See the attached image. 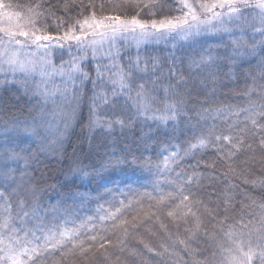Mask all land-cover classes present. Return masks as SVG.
<instances>
[{
	"label": "trees",
	"instance_id": "obj_1",
	"mask_svg": "<svg viewBox=\"0 0 264 264\" xmlns=\"http://www.w3.org/2000/svg\"><path fill=\"white\" fill-rule=\"evenodd\" d=\"M90 2L96 6L97 18L120 16L128 20L136 16L150 24L152 20L159 22L182 15L180 0H0L11 5L5 11L20 13L17 18L27 22L26 30L54 37L62 36L72 26L79 34L81 29L76 21L82 22L90 16V10L82 6ZM250 3L255 5L257 1L250 0ZM37 4L42 7L37 9ZM241 11L243 16L226 20L230 33L201 32L185 40L177 32L161 36V30L149 28L151 38L134 42L140 29L135 33L120 32L116 35L119 39L116 54L110 59L108 55L94 54L87 49L94 46L86 39L79 44L62 40L59 42L62 47L55 40L41 41L50 45L44 49L48 54L46 59L55 63L63 51L68 52V59L79 62L88 77L84 79L78 74L75 84L69 82L67 86L56 83L54 96L50 84L39 80L42 67L39 62L28 75L0 73V191L7 196L14 190L25 210L36 205L40 209L37 213L40 221L46 224L54 217L56 223H61L59 212L71 209L75 223L68 227L76 226L86 217L103 216L110 207H119L120 201L130 205L124 216L136 225V230L129 228L123 250L118 241L123 234L112 228L111 221L95 220L97 231L90 233L103 234L112 240L115 247L106 246L112 264L117 257L120 264H224L228 256L225 249L231 245L224 232L216 227L217 221L223 219V215L217 216V210L224 207L219 197L223 193L231 197L227 201L229 219L223 226L224 231L241 217L245 223H255L264 205V153L253 144L255 151L240 160H227L213 147L193 145L198 144L202 130L209 126L214 125L218 134L225 135L229 134L230 123L240 128L245 126V113L241 112L238 118L217 116V109L222 113L224 110L236 112L253 104H264V37L255 30L261 27L259 9L242 8ZM36 12L42 15L37 16ZM9 26L14 24L2 18L0 37L4 35L2 29ZM24 46L28 59L39 61L44 57L38 55L34 44L29 42ZM208 50L216 58L213 65L204 67L194 63ZM5 59L0 53V64ZM137 61L139 68L134 67ZM121 72L131 77L129 84L138 80L149 90L152 111L146 116H137L134 107L126 108L131 120L123 127L112 123L109 128L114 118L103 97L107 94L112 99L116 88L113 81ZM181 75L187 80V85L178 89L185 106L175 121L162 123L153 116L164 114L165 105L174 102L163 89L169 87L170 80L175 84ZM8 76L12 81L7 80ZM146 81L154 82L156 90ZM201 113L205 114L204 118ZM247 124L250 129L251 123ZM180 173L184 179L193 178L198 187L191 190L197 192L198 198L216 216L213 220L200 208L199 230L194 228L191 217L188 223L164 215L157 221L141 211H155L150 209L153 201L143 196L144 193L156 196L158 192H174L172 182ZM9 199L14 201L15 215L20 211L15 203L17 197L9 196ZM38 222L21 215L15 225L21 230V236L31 230L40 237L41 232L34 228ZM103 252L90 254L86 264H106ZM73 259L69 257L61 264H70ZM60 260L57 251L45 264ZM75 260L76 264H82L79 258Z\"/></svg>",
	"mask_w": 264,
	"mask_h": 264
},
{
	"label": "snow or ice",
	"instance_id": "obj_2",
	"mask_svg": "<svg viewBox=\"0 0 264 264\" xmlns=\"http://www.w3.org/2000/svg\"><path fill=\"white\" fill-rule=\"evenodd\" d=\"M180 5L182 15L171 19L166 18L159 22L152 20L149 24L141 21L136 16L128 20L120 16L97 18L94 10L96 6L90 2L87 5H82L90 10V16L85 17L82 22L76 21V25L81 29L79 34H76L75 26H72L69 31L64 32L60 37L45 33L37 34V31L25 30L23 25L17 23L14 26L2 29L4 35L0 37V53L6 57L3 63L8 65V69L12 73L17 71L30 73L35 70L38 62L41 65L51 66V61L45 58L48 55L47 51H45V57H40L39 61L21 59L17 46L23 47L29 42L34 44L37 50L41 48L47 50L50 45L47 43L42 44L41 41L51 42L55 40L57 46L62 47L63 45L59 43L62 40L76 41L79 44L90 33L94 37L99 36L100 40H103L109 36L114 38L123 31L135 33L137 28L140 29L142 38L149 35L148 29L151 28L153 30H161L159 31L161 36L166 33L177 32L181 39L187 40L201 32L223 31L230 33V29L225 26L226 20L233 21L238 19L243 16L242 8L253 7L259 9L258 22L261 25L259 29L255 30L264 37V0H257L255 5H252L250 0H197L196 3H193L192 0H180ZM10 7L11 5L0 3V15L9 21L13 17L20 16V13L5 11L6 8ZM35 7L38 9L42 5L37 4ZM64 7L67 8L68 4H65ZM29 11L31 12L33 9L30 8ZM36 15L40 16L42 13L36 12ZM29 23H32V21L29 20ZM18 37H23L24 39L21 40ZM96 43H98L97 40H92L90 46ZM215 62L216 58L212 55L211 50H208L205 55H201L199 61H194V63L204 67H210ZM139 63V61L135 62L134 67L139 68ZM0 70H3L2 64H0ZM53 71L67 75L70 83L73 74H79L84 79L88 77V74L82 71L80 63L76 61L72 62L68 73H64L63 68L55 69L53 67ZM172 75L175 76V73ZM129 79H131L130 76H126L123 72L119 73L117 79L113 81L116 88L112 91V99L109 100L107 94L103 97L107 106L112 109L111 115L114 118L109 123V128H111L112 123L123 127L126 121L131 120L132 117L125 112L126 108L134 107V114L137 116H146L149 111H152L148 103L151 98L149 90L145 88L144 84L139 83L138 80H132L131 84H129ZM145 83H149L150 87L156 90L154 82L146 81ZM186 85L187 80L182 75L179 76L175 84L171 83L170 80L169 87L163 89V92L173 98L174 102L166 104L164 114L159 117L154 115V119H159L162 123H167L170 119L176 120V117L185 106V101L178 89L184 88ZM133 92H135V96L132 95ZM241 112L245 113V126L243 128L230 123L227 129L229 134L225 135L223 132L218 134L214 125L209 126L206 130H202L198 138V144L193 145V147H213L227 160H240L242 156L255 151L253 144L256 145V148L261 153H264V104H253L250 108H243L236 112L224 110L222 113L221 110L217 109L216 115L224 114L238 118ZM200 116L204 118L205 114L201 113ZM119 117H123V119ZM247 122L251 123L250 129ZM225 145H227V148H225ZM12 158H16L15 153H12ZM84 174L87 175V173ZM183 176V173L177 174L176 181L172 182L175 188L174 192H158L156 196L144 193L143 196H147L149 200L153 201L150 209L155 208V211L145 212L143 209L141 211L145 216L150 215L157 221H159L161 215H164L167 218L188 223V219L191 217L194 228L199 230L201 218L197 212L200 208H204L211 219L216 220V216H213V210L208 209L198 198L197 192L191 190L193 187H198V185L193 183V178L184 179ZM196 179L199 180L200 177L197 176ZM9 196L17 197L15 203L20 211L15 215L12 208L14 201L9 199ZM230 199L231 197L226 193L221 194L219 200L224 204V207L222 210H217V216L223 215V219L217 221L216 227L224 232V236L231 245L230 248L225 249L228 256L224 264H254V262L255 264H264V205H261L262 213L255 223L252 221L245 223L243 217H241L235 224L229 225L227 231H224L223 226L229 219L227 213L230 205L227 201ZM0 202H2L0 203V209L3 210L0 212V264H45V261L49 257H54L57 251L61 260L55 261V264H61V261H65L69 257L74 258L70 264H76L75 258H79L82 264H86L91 258L90 254H94L95 251L99 250H104L102 256L106 264H112L106 246L115 247V245L106 235L90 234L97 231L94 221L98 220L101 223L111 221L112 228L123 234L122 237H118L120 250H123L124 238L127 237L129 228L133 231L136 230V225L128 221L124 216L125 209L130 205H125L123 201L119 202V207L112 206L107 209L103 216L86 217L74 227L67 226L70 223H75L71 209H64L62 212L54 210L59 212L62 222L56 223V218L54 217L52 222L46 224L40 221V217L37 214L40 209L36 205H32L25 210L23 202L18 199V194L14 190L7 196L5 192L0 191ZM193 208H196L197 211H193ZM217 208L219 209V204ZM101 210L104 211L103 209ZM21 215L25 219L32 217L39 221L34 225V228L36 231L41 232L42 235L40 237H37L35 232L31 230L26 231L23 236L19 235L21 230L16 227L15 220ZM136 219V217H133V220ZM160 226L165 227L163 223ZM103 231L107 230L104 229ZM41 239L43 242H38ZM149 251H152V249H149ZM159 254L157 253V255ZM114 264H120L119 257L116 258ZM196 264H200V262H196Z\"/></svg>",
	"mask_w": 264,
	"mask_h": 264
},
{
	"label": "rangeland",
	"instance_id": "obj_3",
	"mask_svg": "<svg viewBox=\"0 0 264 264\" xmlns=\"http://www.w3.org/2000/svg\"><path fill=\"white\" fill-rule=\"evenodd\" d=\"M195 1H197V0H195ZM194 3H196V2H194ZM2 18L3 19H6L4 16H0V22L2 21ZM11 22L14 25H16L17 23L23 25L24 26V29L26 30V24H27V22L25 23L24 21L19 20L17 17L13 18L11 20ZM149 38H151V35H148L147 37L142 38L140 36V34H137L135 36V38L133 39V41L134 42L135 41L144 42V41L148 40ZM86 40H89V43L92 40H97L98 43H96L95 45H92V47L94 46V49H91V48H87V49H89L90 51H92L94 54H100V53H102L104 56L108 55V58L109 59L112 58V55L113 54H116V51L117 50H116V47L115 46L119 43V39L116 36L114 38H112L111 36H109V37L104 38L103 40H100V37L99 36H95L94 37L93 35L89 34L88 37L86 38ZM126 40H129V38H127ZM70 42L71 43H76V41H70ZM17 47L19 48L20 58L21 59H28V57L24 53L25 46H23V47L17 46ZM65 50L68 51V48H66ZM42 54L45 57V52H44V49L43 48H41V51L38 50V55H42ZM67 54H68V52L65 53L63 51L60 54V56L57 58V60H55V63H54V60L51 61V66L46 65V64L45 65H42L41 70H40L39 75H38L39 76V80L44 79V80H46L48 82V84H50V87H51L50 90H51V93L54 96H56V91H55L56 83L63 84V85H66V86L69 83L67 75H62L58 71H53V67L55 69H61V68H63V72L64 73H68L70 71V65L72 64L73 61H70L68 59V57H67L68 55ZM69 54H70V52H69ZM45 58H47V57H45ZM3 64L5 66H3V68H4L3 70H0V73L1 72L2 73L3 72H10L11 73V71H9V69H8V65L6 63H3ZM15 73H20V74L22 73V74L28 75V73H26V72H20V71H17ZM101 73H102V71H101ZM77 75L78 74H73L71 84H75V80H76ZM12 79L13 78L10 77V76L7 77V80L8 81H12Z\"/></svg>",
	"mask_w": 264,
	"mask_h": 264
}]
</instances>
